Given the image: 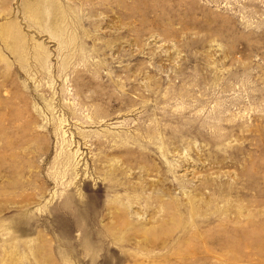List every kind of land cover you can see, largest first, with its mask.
I'll return each mask as SVG.
<instances>
[{
    "label": "rangeland",
    "instance_id": "374dc122",
    "mask_svg": "<svg viewBox=\"0 0 264 264\" xmlns=\"http://www.w3.org/2000/svg\"><path fill=\"white\" fill-rule=\"evenodd\" d=\"M0 264H264V0H0Z\"/></svg>",
    "mask_w": 264,
    "mask_h": 264
}]
</instances>
